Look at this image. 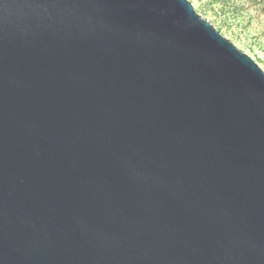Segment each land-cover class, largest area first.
I'll list each match as a JSON object with an SVG mask.
<instances>
[{"label": "water", "instance_id": "obj_1", "mask_svg": "<svg viewBox=\"0 0 264 264\" xmlns=\"http://www.w3.org/2000/svg\"><path fill=\"white\" fill-rule=\"evenodd\" d=\"M0 264H264V70L189 0H0Z\"/></svg>", "mask_w": 264, "mask_h": 264}, {"label": "rangeland", "instance_id": "obj_2", "mask_svg": "<svg viewBox=\"0 0 264 264\" xmlns=\"http://www.w3.org/2000/svg\"><path fill=\"white\" fill-rule=\"evenodd\" d=\"M195 10L264 70V0H189Z\"/></svg>", "mask_w": 264, "mask_h": 264}]
</instances>
